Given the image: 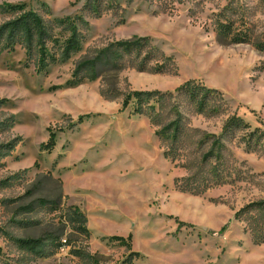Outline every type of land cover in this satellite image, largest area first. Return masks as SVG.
I'll list each match as a JSON object with an SVG mask.
<instances>
[{
    "label": "rangeland",
    "instance_id": "obj_1",
    "mask_svg": "<svg viewBox=\"0 0 264 264\" xmlns=\"http://www.w3.org/2000/svg\"><path fill=\"white\" fill-rule=\"evenodd\" d=\"M90 1L0 0L49 22L77 19L83 35L76 53L40 73L25 48L0 53V264H264V242L235 218L264 199V136L247 143L249 131H264V51L254 44L264 43V0H101L98 10ZM134 37L175 70L108 65L100 78L74 80L80 60ZM188 80L203 87L199 98L213 89L202 110L174 92ZM133 90L174 92L162 110L166 122L175 106L183 116L174 161L135 99L124 105ZM234 112L249 127L222 136L225 179L215 184L216 160L202 156Z\"/></svg>",
    "mask_w": 264,
    "mask_h": 264
},
{
    "label": "trees",
    "instance_id": "obj_2",
    "mask_svg": "<svg viewBox=\"0 0 264 264\" xmlns=\"http://www.w3.org/2000/svg\"><path fill=\"white\" fill-rule=\"evenodd\" d=\"M101 0H92L89 4L95 5L98 10ZM90 5V6H91ZM171 10V9H170ZM0 15H7L6 20L0 23V53L3 51H12L20 46L25 48L28 58L36 55V71L38 73L44 71L48 65L57 61H65L70 58L72 53L79 50L83 35L81 34L77 19L63 18L49 22L45 20L38 12L27 10L24 4H2L0 5ZM56 28L61 29V33L56 32ZM66 33L62 36V33ZM236 42H247L249 36L234 37ZM151 41L147 37H134L132 39L115 40L109 42L105 47L96 49L94 56L85 57L80 60L74 71L73 78L75 81H81L85 78H100L101 67L112 66L117 72L125 67H134L138 71L149 70L154 73L168 72L175 70L173 58L166 55L161 49L150 44ZM255 46L264 51V43H254ZM58 48L55 50V48ZM144 48H148L144 52ZM143 53L144 56H143ZM125 60H127V63ZM28 62L26 61V65ZM83 71H86L84 73ZM108 89H103V93H107ZM203 87L196 84L193 80H188L175 89L174 92H184L189 95L191 101L197 104V109L202 110L207 102V92H213L211 89H205L202 96L199 98ZM209 90V91H208ZM174 92H162L160 90H133L127 93L123 99L124 105L127 106L132 99H135L134 111L136 113H145L150 119V123L155 129V135L160 140L164 154L169 156L174 161L178 155V131L183 125L182 113L173 107L175 117L166 122L162 116L163 107L166 105L167 99L174 96ZM7 102V99H0V103ZM151 102H153L151 104ZM249 127L247 123L234 112L225 120L222 131L223 134L211 135L214 138L211 148L202 156L201 164L207 163V160L215 159L210 167V171L214 173L215 184L224 182L221 174L218 172L221 164V151L224 144L220 143L222 136L228 131L234 130L239 126ZM172 130V135L168 134ZM171 135V136H170ZM254 136H264V131L256 128L248 132L247 143ZM210 137V135H209ZM56 133L50 131L49 139L46 143H42V148L52 149L55 145ZM217 140V142H216ZM220 144L217 148L216 144ZM15 145L7 144L5 147L8 151L13 150ZM216 147V149H215ZM216 150V151H214ZM218 159V160H217ZM189 179V178H188ZM186 178V180H188ZM183 178L178 179L179 186L182 189L189 187ZM194 190H196L194 188ZM74 220L78 219L79 223L87 222V218L78 207H74ZM235 218L242 220L246 224L253 239L257 243L264 242V199L251 201L242 206L235 212ZM77 221V220H76ZM89 235L87 228L84 229ZM114 239L121 240L123 237L113 236Z\"/></svg>",
    "mask_w": 264,
    "mask_h": 264
}]
</instances>
